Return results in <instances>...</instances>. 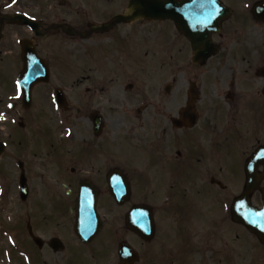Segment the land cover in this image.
<instances>
[{
	"label": "flooded vegetation",
	"instance_id": "af4514ba",
	"mask_svg": "<svg viewBox=\"0 0 264 264\" xmlns=\"http://www.w3.org/2000/svg\"><path fill=\"white\" fill-rule=\"evenodd\" d=\"M181 1L193 42L131 0H0V161L51 204L15 223L13 264H264V0Z\"/></svg>",
	"mask_w": 264,
	"mask_h": 264
},
{
	"label": "rangeland",
	"instance_id": "374dc122",
	"mask_svg": "<svg viewBox=\"0 0 264 264\" xmlns=\"http://www.w3.org/2000/svg\"><path fill=\"white\" fill-rule=\"evenodd\" d=\"M230 163L235 171L231 180H233L234 187L237 188L239 184L237 174H240V165L238 162L234 164L233 161H230ZM230 168L227 165L228 171ZM18 177V167L13 159L0 161V264H10L6 251L11 246L10 238L15 236L16 233L15 223L28 220V216L36 211V208H31L34 200L44 205L43 210L39 212L38 220H44L45 216L50 217L51 215V204L50 201H47L48 194L45 192L43 195H35V198L32 196V202L21 203L18 192ZM17 258L22 261V257L17 256Z\"/></svg>",
	"mask_w": 264,
	"mask_h": 264
},
{
	"label": "water",
	"instance_id": "95a60500",
	"mask_svg": "<svg viewBox=\"0 0 264 264\" xmlns=\"http://www.w3.org/2000/svg\"><path fill=\"white\" fill-rule=\"evenodd\" d=\"M188 1H191V0H188ZM138 2L145 3L147 5V11L159 13V9H160L159 7H160L161 3L166 2L167 5H170V4L173 3V0H143V1L142 0H135V5ZM187 34H190V33L187 32ZM31 76L32 75L28 72L26 74V76L24 77L23 82L28 84L29 82H28L27 79H31ZM29 85L30 84L26 85V86H28L27 88H29ZM2 151H3V147L0 144V155H1ZM22 181H23L22 184L24 186L23 187V192H24V196L23 197L26 198L27 197V193H28V188H27V185H26V179L24 178ZM251 183H252V181H251ZM255 220H256V223H258L259 225H263V219H261L260 216H256ZM82 230L84 231V227H83ZM91 231H93V228H92Z\"/></svg>",
	"mask_w": 264,
	"mask_h": 264
}]
</instances>
